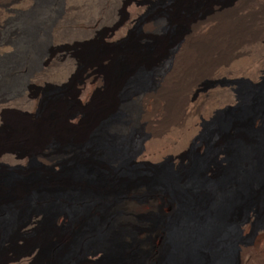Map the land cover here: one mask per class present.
Masks as SVG:
<instances>
[{"label": "bare ground", "instance_id": "1", "mask_svg": "<svg viewBox=\"0 0 264 264\" xmlns=\"http://www.w3.org/2000/svg\"><path fill=\"white\" fill-rule=\"evenodd\" d=\"M132 1L127 3L130 13L103 37L110 41L130 39L133 21L143 11L137 8L141 1ZM198 1L179 0L163 14L142 19L141 34L117 52L90 55L81 77L65 93L50 99H37L32 93L29 98L37 100H28L32 106L26 114L8 110L16 106V88L13 93L0 92V115L7 135L29 138V133L63 132L82 141L92 134L73 154L58 156L59 173L47 174L36 158L34 172L22 168L14 173L0 172V264H142L131 253L126 224L134 212L136 194L151 185L154 194L168 196V203L177 205L163 224V243L155 264H264V225L254 231L251 224L252 214L264 208V86L250 106L242 108L244 100L230 90L217 105L210 97L208 116L194 112L197 103L214 90L204 84L206 74L196 76L193 70L205 68L213 78L250 76L248 62L253 63V59L247 57V12L251 0H229L215 8L207 5L192 14L191 6ZM62 2L0 1V30L13 21L17 30L14 40L0 43L1 49H14L17 54L10 64L0 63V85L4 88L18 78L27 83L34 75L45 83L47 72L55 66L72 69L76 65L68 47L58 46V32L66 25L68 14ZM222 16L229 20L221 22ZM167 26L181 27L170 42L161 36ZM147 42L151 43L144 45ZM253 45L255 51L264 53V31L256 35ZM245 55L240 64L244 66L235 73L230 61ZM104 63L110 65L106 73ZM250 65L251 73L255 70L256 74L264 68V61L257 59ZM141 71L148 73L150 83L122 96ZM189 75L191 80L178 97L177 89ZM98 87L101 91L96 95ZM231 99L239 106L227 118H214L212 138L220 143L211 154L198 155L190 166L183 164L187 157L181 155L179 170L152 172L151 179H145L150 172L139 161L152 158L154 151L158 161L163 160L171 151L165 141L158 144L157 118H189L194 134L201 128L202 116L212 118L218 106ZM72 105L77 109L67 112ZM135 127L147 131H140L141 141L126 135ZM23 156L18 162L22 163ZM175 159L169 158L170 162ZM30 237V249L9 258V252ZM245 237L250 238L248 242Z\"/></svg>", "mask_w": 264, "mask_h": 264}, {"label": "rangeland", "instance_id": "2", "mask_svg": "<svg viewBox=\"0 0 264 264\" xmlns=\"http://www.w3.org/2000/svg\"><path fill=\"white\" fill-rule=\"evenodd\" d=\"M0 1L3 3L4 0H0ZM62 1H63L62 2L63 5L65 6V9H67L68 7V11H67L68 14H66L67 15L66 25L61 27V30L59 32L57 31L59 33L58 37L60 36L59 39H61V42L58 44V46L62 47V45H64L65 47H68V51L69 53L72 54V58L76 65H74L75 67L73 66L72 69H67L65 66L62 67V65H58V67L55 66L54 68L50 69L51 71L50 70L48 71L49 73L47 72V76L44 78L45 83H42V81L40 82V80L36 79L34 75L30 77L31 79L30 78L28 79L27 82L28 84L25 83V81L23 82L21 78H18L14 80V82L9 87H7V89L4 88V85H0L1 93L2 92L13 93L15 88H16L15 90L18 91L19 93L17 97V101L19 103H17L16 101V106L9 107L8 108L9 111L26 114L27 112H29L28 110L30 109V106H32L30 104L31 102H33L32 100L35 101L38 98L50 99L62 93H65L67 91V88L69 86H72L74 82L76 83L81 77L80 75H82L84 71V64L86 60L90 58V55L92 54L98 55L104 52H117L118 50L121 49V47L125 42H128L129 40H131V38H135L139 34H141L143 28L139 23L142 19L145 18L151 20L153 17L158 16L159 14H163L165 10L169 9L170 6H173L179 2V0H139L141 1V5L137 6V8L139 7L138 9L140 11L142 10L143 11L139 12V15L136 17L137 19L135 18L133 21L132 24L133 26H131L130 29L131 32L130 39L129 40L125 39L123 41L122 40L110 41L106 37H103L104 34L109 29H111L115 25V23L121 21L127 16V14L130 13L128 7H130V5L133 3L132 0L129 1L128 0H73V1L62 0ZM228 1L229 0H199L197 3L192 4L190 12L192 14L199 13L207 5L215 8L224 3H227ZM127 3L130 5H128ZM258 3H260L259 6H257ZM250 4L252 6L249 8L251 12L249 9L247 12V14H250V16L248 15V35H247L249 39L248 44L250 45H248L249 49H248L247 57L248 59L252 58L253 63H255L257 59H261V58L262 61H264V53L262 51L257 52L255 51L256 49L252 47L254 46L253 44L255 42L256 35H258L259 32L261 33L262 31H264V22H263L264 0H253V2L251 0ZM256 7H259L258 8L259 10ZM262 13L263 15H261ZM8 16L10 18L14 17L12 14H8ZM254 16H256L255 19H253ZM104 17H106V19ZM14 18H15L14 20L17 19L16 16ZM224 19H226V21L229 20V18H226V16L220 17L219 20L221 22H224L225 21ZM15 22L14 21L13 23L8 22V25H5L4 30H0V43H4L10 39L14 40V34L17 33V30L14 26ZM103 23L106 24L104 25ZM107 24L110 25L108 26ZM11 25L13 27H11L10 29ZM259 25L262 26L263 28L260 27ZM180 30H181L180 26H170V27L167 26L161 33V36H163L166 42H170L175 38V36L178 34ZM249 34L251 37L249 36ZM149 43L151 42L144 43V45H147ZM250 48L252 49L250 50ZM16 55L17 54L15 53L14 49L8 51L0 48V63L10 64L14 60V58L17 57ZM245 57L246 55L241 58H238V60L240 59L239 61H242L243 58ZM232 60H234L235 63H233ZM232 60L229 63L230 67L231 68L233 67L235 69V70L233 69L234 72L238 73L240 69L244 66L240 64H243L244 62L242 61V63L241 62L239 63L237 58ZM253 63L248 62L249 64L248 74L250 73V76L248 75V76L233 77V76L225 75V77L223 76L220 78H213L212 76L213 74L212 73L209 74V72H206L205 68H202L204 70H200V71L193 70V72L197 73L196 76L201 75L200 77H202L206 74L208 77L203 82L207 86H211L209 88L210 90L211 89L214 90L213 92L214 94L212 93L213 95L212 94L207 95L205 99L203 98L200 102L197 103V108L195 109L194 112L196 114L200 112H205L204 114L208 116L209 115L208 113L212 110L210 109L212 108L211 105L212 104L215 105L219 100L225 99V97L227 96V92L230 90L237 97L244 100L242 108L250 106L251 99L254 97L256 93H259V90L264 86V72H263L264 68L262 69V71L259 72L256 71V74L254 70L253 71V73L255 74L254 75L253 73H251L252 70L250 69L252 68V65L250 64ZM104 64H105L104 70L106 73L110 65L108 63H104ZM235 64L237 65V67H235L236 66ZM249 70L251 71L249 72ZM190 75L183 77L182 79L184 80L183 84L181 87L177 89L176 92L178 94V95L176 94L178 97L180 96L179 93L184 91V89L187 86V83H189V81L191 80ZM254 77H256L257 79ZM261 77H263L262 80ZM148 78H149L148 73L142 71L139 72L136 75V77L132 81H130V83L123 90L121 95L125 96L131 93L133 89H139L145 87L147 84L150 83V81L148 82ZM65 79L68 80V82ZM217 82H221V83L217 84ZM218 86H220L221 88H218ZM100 91L101 88L99 87L96 88L95 94L97 93L96 95H99ZM32 93L34 95L36 93L37 99L29 98L30 96H32ZM210 97L213 98L212 99L213 103L211 102ZM233 99H231L230 100L231 102L229 101L225 106L222 107L218 106L216 110L218 112L215 111V114L213 115L212 118H209L207 116L204 117L202 116V119L200 120L201 128H199V132L194 134L192 130L193 128L190 127L189 124L191 123L189 121V118H185L184 120L181 121L180 119L178 120L177 118L172 119L171 121L169 119L165 120L166 119L165 117H162L161 119L160 117L157 118L156 123L154 125H155V131L159 139L158 144L159 142L165 141V144H167L166 148L170 149L171 151L166 154L165 157L166 160L163 159L158 161L157 158L159 155L157 154L156 151H154L153 154L151 155L152 158L139 161L140 164H143L144 166L143 168L150 172L149 175L144 176L145 179L150 180L151 179L150 176L152 172L170 173L171 170H179L183 164H186L185 166H190L192 162L196 160L198 155L204 156L206 154H211L210 153L211 150L213 148L215 150L217 145L220 143V141L215 142L212 138L213 135L212 123L215 120L214 118H217L218 116L221 118H227L232 111L238 108L239 105L237 103L236 104L232 103L233 101H235ZM28 100L30 101V103ZM209 102H211L212 104ZM24 104H26V106ZM25 107L27 108L29 107V108L27 109ZM75 108L76 106L74 105L68 106L67 112H74ZM162 113L164 114V111ZM2 116L0 115V120H1L0 153L2 151V154H0V172L14 173L17 172L18 169L20 168L26 171L34 172L37 165L33 161V158H36L42 167L41 170L45 171L47 174H52V172L59 173L60 166L58 165L59 163L58 158L61 156V154H73L78 147H82L83 145L87 144L88 140L90 139V136L92 135L89 134L88 135L89 137L83 139L82 141H79L78 138H75V135H71L63 132H55L51 134L29 133L28 134L30 135L29 138L26 135L23 136L7 135L6 133H4L3 130L4 118ZM187 120L189 121L188 123H186ZM165 126L167 129H165ZM175 129L178 134L174 133ZM140 131L142 133L147 132L145 127L144 129H142V127H135L133 130L131 129L127 131L126 135L128 138L135 137L136 140L141 141ZM26 137L28 139H26ZM220 154H221L220 158L223 160L225 158V156L223 155L224 153L221 152ZM181 155L187 157V160H184L183 164L178 159V157H180ZM7 156L17 161L14 160L13 162H11L6 158ZM20 156L24 157V159H22V163L18 162L19 160L18 158ZM170 157L176 158L175 159L176 161L170 162L169 160ZM171 164L174 165L175 169L171 167L172 166ZM212 170L214 171L215 168H212ZM151 186H143L142 189L136 194L135 200H133L134 212L129 214V216L127 217L128 220L126 224L127 227L126 230L128 231L127 243L130 245L132 249L131 253L132 254L134 253L136 256H138V259L140 262H142V264H155L158 261L160 256L161 245L163 243L162 240L163 224L166 223V216L170 214L171 209L176 210L177 207L176 203L175 204L168 203V196H159L157 194H154V192L152 191L153 188ZM251 217H252L251 224L253 226L254 231L259 230L264 225V208H261L255 213H253ZM60 221L67 222L64 219H61ZM62 224L63 223L60 222V225ZM35 228H37V226H35L34 228L32 227L31 230H34ZM31 230L30 232H32ZM140 237L143 239H141ZM249 239L250 238L248 237L246 238L247 242ZM157 240H160V243L158 242L159 245H156ZM30 246H31V237L26 238L25 240L19 242L17 248L9 252L8 254L9 258L13 259L12 257H10L12 253L15 254L14 258L17 256H21L22 254H25L30 249ZM91 260L94 261V259Z\"/></svg>", "mask_w": 264, "mask_h": 264}, {"label": "trees", "instance_id": "3", "mask_svg": "<svg viewBox=\"0 0 264 264\" xmlns=\"http://www.w3.org/2000/svg\"><path fill=\"white\" fill-rule=\"evenodd\" d=\"M52 159H53V158H52ZM140 238H141V237H140ZM141 239H143V238H141ZM158 242L160 243V240H157L156 245H159ZM14 256H15V254H13V253L10 255V257H12V258H14Z\"/></svg>", "mask_w": 264, "mask_h": 264}]
</instances>
